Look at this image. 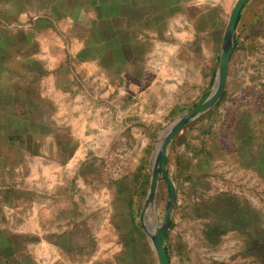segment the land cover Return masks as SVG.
Segmentation results:
<instances>
[{
    "label": "crops",
    "instance_id": "0c3cea01",
    "mask_svg": "<svg viewBox=\"0 0 264 264\" xmlns=\"http://www.w3.org/2000/svg\"><path fill=\"white\" fill-rule=\"evenodd\" d=\"M237 1L0 0V264H158L130 187L86 172L149 152L184 89L208 98Z\"/></svg>",
    "mask_w": 264,
    "mask_h": 264
},
{
    "label": "rangeland",
    "instance_id": "374dc122",
    "mask_svg": "<svg viewBox=\"0 0 264 264\" xmlns=\"http://www.w3.org/2000/svg\"><path fill=\"white\" fill-rule=\"evenodd\" d=\"M255 21L252 11L247 32L240 25L235 31L222 97L170 143L154 203L147 207L143 222L140 216L150 191L154 150L180 116L206 100L202 91L184 89L183 98H174L180 103L166 106L167 121L148 139L149 152H143L137 138L134 150L120 152L112 168L86 172L88 177L103 172L104 177L117 178L121 188L130 187L134 223L144 236L166 219L172 187L173 205L165 230L170 264H264V40H257L264 38V23ZM110 155L105 154V159L111 160ZM94 187L89 181V204L95 202ZM104 200L109 208L111 202ZM109 219L105 216L101 222L89 216L92 224L106 225Z\"/></svg>",
    "mask_w": 264,
    "mask_h": 264
},
{
    "label": "water",
    "instance_id": "95a60500",
    "mask_svg": "<svg viewBox=\"0 0 264 264\" xmlns=\"http://www.w3.org/2000/svg\"><path fill=\"white\" fill-rule=\"evenodd\" d=\"M249 0H238L232 10L230 20L228 23V38L226 41V46L222 52L219 71L217 75V80L215 86L208 96V98L197 108L189 111L188 113L180 116L176 122L173 124V128L167 133H164L163 140L156 146L154 150V155L152 157V177H151V186L150 191L147 197L146 209L142 212L140 218L143 222L145 217V212L147 211V207L154 203L155 195L157 192V186L159 181V176L161 172H164L165 167V153L174 139V137L189 123L192 121L194 122L199 116L210 110L222 97L225 92L226 82H227V74L229 68V62L231 58V54L234 48V37L236 31V25L240 16V12L244 5ZM173 189L171 187V196L169 200V209L167 212L166 219L161 224L160 229L153 233L147 232L149 236V240L151 245L154 249L155 254L157 256L158 264H170L166 244H165V230L169 226V218L171 214V208L173 205V198H172ZM143 224V223H142ZM149 232V233H148Z\"/></svg>",
    "mask_w": 264,
    "mask_h": 264
},
{
    "label": "bare ground",
    "instance_id": "6f19581e",
    "mask_svg": "<svg viewBox=\"0 0 264 264\" xmlns=\"http://www.w3.org/2000/svg\"><path fill=\"white\" fill-rule=\"evenodd\" d=\"M148 207H150V205ZM158 229H160V227H156V231H158Z\"/></svg>",
    "mask_w": 264,
    "mask_h": 264
},
{
    "label": "trees",
    "instance_id": "16d2710c",
    "mask_svg": "<svg viewBox=\"0 0 264 264\" xmlns=\"http://www.w3.org/2000/svg\"><path fill=\"white\" fill-rule=\"evenodd\" d=\"M247 140H248V137H247Z\"/></svg>",
    "mask_w": 264,
    "mask_h": 264
}]
</instances>
